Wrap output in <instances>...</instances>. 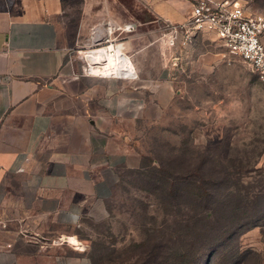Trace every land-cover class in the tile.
Listing matches in <instances>:
<instances>
[{
	"label": "crops",
	"instance_id": "crops-1",
	"mask_svg": "<svg viewBox=\"0 0 264 264\" xmlns=\"http://www.w3.org/2000/svg\"><path fill=\"white\" fill-rule=\"evenodd\" d=\"M137 1L165 26L189 20L194 3ZM64 5L0 0V264H93L77 235L83 216L113 197L121 171L140 167L137 120L167 108L172 96L165 74L145 68L165 59L142 45L138 26L122 43L136 79L77 70L72 50L104 33L89 39L83 20L61 29L55 16Z\"/></svg>",
	"mask_w": 264,
	"mask_h": 264
},
{
	"label": "rangeland",
	"instance_id": "rangeland-1",
	"mask_svg": "<svg viewBox=\"0 0 264 264\" xmlns=\"http://www.w3.org/2000/svg\"><path fill=\"white\" fill-rule=\"evenodd\" d=\"M64 1L63 11L55 16L60 28L83 20L90 29L89 39L97 30L107 33L111 23L138 26L136 33L147 36L142 45L148 43L153 57L165 59V66L155 59L145 63V68L152 77L162 71L172 91L167 108L152 107L145 118L137 120L141 135L135 148L142 155L140 167L121 171L113 197L94 203L83 216L77 235L96 264H143L150 252L184 253L205 227L201 222L217 231L229 219L234 230L221 231L224 241L218 258L215 263L214 258L209 263L206 259L204 264H234L238 248L245 255L242 264H264V82L215 36L198 34L191 44L173 48L165 36V24L157 22L137 0ZM235 1L248 14L264 15V0ZM129 34L116 31L113 37L123 43ZM104 47L105 43L75 47L71 53L77 70L83 73L88 65L87 51ZM199 176L210 187L223 184L231 191L240 190L248 203L257 195L259 226L239 235L240 225L232 215L198 222L190 199L184 203L185 199L166 197L174 193L177 180ZM229 199L231 206L226 209L231 214L234 198Z\"/></svg>",
	"mask_w": 264,
	"mask_h": 264
},
{
	"label": "built area",
	"instance_id": "built-area-1",
	"mask_svg": "<svg viewBox=\"0 0 264 264\" xmlns=\"http://www.w3.org/2000/svg\"><path fill=\"white\" fill-rule=\"evenodd\" d=\"M116 31L133 33L135 27L109 25L107 33L99 36L94 45L105 43L107 47L102 49L107 50L109 55H114L122 46V43H118L117 38L113 37ZM198 34L215 36L229 54L239 57L258 79L264 82V15L248 14L246 8L235 0H194L190 19L183 24L166 26L165 36L174 48L178 44H191ZM102 62L98 61L93 65L102 68ZM92 69L88 62L83 74L121 80H134L138 77L134 69L124 76L98 75Z\"/></svg>",
	"mask_w": 264,
	"mask_h": 264
},
{
	"label": "trees",
	"instance_id": "trees-1",
	"mask_svg": "<svg viewBox=\"0 0 264 264\" xmlns=\"http://www.w3.org/2000/svg\"><path fill=\"white\" fill-rule=\"evenodd\" d=\"M157 163L158 162L156 161V165ZM156 165L155 167L158 168ZM158 165L160 168V163H158ZM142 168L144 169L145 165H143ZM196 178H181L179 181L177 180V183L175 184L177 187L174 190V193L168 192L166 193V197L177 200L185 199L184 201L182 200L184 203H188L187 199H190V207L197 210L194 212V218L198 220V222L200 221L199 219L211 220L212 218H215L220 220L221 218H224L226 214L232 215L231 218L233 221H238L237 226L240 225L238 228V230H240L238 233L239 235H242L246 231L259 226V210H257L258 206L256 205L258 198L257 195L253 197V201L248 203V200L242 196L240 190L231 191L229 188H225L223 184H219L213 188L203 180L202 176L201 178L200 176L198 179ZM190 182H192V184H189ZM180 183L191 187H184L185 185H181ZM232 196L234 198V207L230 214L226 208L231 206L229 198ZM200 205L203 207L199 209ZM251 205L252 208H250ZM251 209H254V212L251 214L253 215L252 217L250 216ZM250 218H252V223H248ZM231 222L232 221L229 219L227 224H221L223 228H219L217 231H215V228L212 227L210 228L214 231L210 230V228L208 230L209 226L205 225L204 222H201V225L207 228L202 227L201 230L196 233L195 242L191 244L190 250H186L184 253H180L178 255L171 254L169 256H163L162 254L150 252L145 254L143 264H204L206 259L209 263L212 258H214L213 262L215 263V260L219 256L218 253L220 252V250L218 251L219 245L222 241H224V237H219V235L221 234V231L227 233L234 230V225H230ZM232 235H229L227 240H230ZM211 236L215 239H211ZM237 251L236 255L233 254L235 259H233L234 264H242L245 255L241 253L239 248ZM90 257L92 259V263L96 264V260L93 255H90ZM172 261H174V263ZM213 262L212 264H214Z\"/></svg>",
	"mask_w": 264,
	"mask_h": 264
},
{
	"label": "bare ground",
	"instance_id": "bare-ground-1",
	"mask_svg": "<svg viewBox=\"0 0 264 264\" xmlns=\"http://www.w3.org/2000/svg\"><path fill=\"white\" fill-rule=\"evenodd\" d=\"M98 38V37H97ZM124 46H121V49L116 50L114 55H109L108 51L105 49H98L93 51V53L84 54L86 60L92 65V70L95 74L104 75V76H119L127 75L131 73L134 68L133 64H130L128 56L123 52ZM91 52V51H90ZM127 56V57H126ZM98 61H103L102 68L100 66H94ZM65 240L73 245L78 246L81 243L72 237H66Z\"/></svg>",
	"mask_w": 264,
	"mask_h": 264
}]
</instances>
